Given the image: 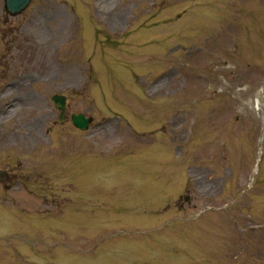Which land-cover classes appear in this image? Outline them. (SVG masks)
<instances>
[{
	"label": "rangeland",
	"instance_id": "rangeland-1",
	"mask_svg": "<svg viewBox=\"0 0 264 264\" xmlns=\"http://www.w3.org/2000/svg\"><path fill=\"white\" fill-rule=\"evenodd\" d=\"M55 1L57 0H34L31 2L29 8L24 11L23 14L16 17L19 23H24L28 18L29 25L26 29L29 36L28 38L33 43V45H31L33 54L27 51H25V53L23 52L22 55L18 53V69L13 70L14 74L12 75L8 76V73H6L4 76H1L0 83L4 79H7L9 77L12 78L13 76H17L25 72L26 74H28V76L33 75L34 77H37L40 73H44V77L53 85L51 86L49 84H45L48 85L49 88L43 91V95H41L40 93V95L37 96L34 95L32 91V88H34L37 92L39 91L37 84H34L33 86L25 84L24 82L19 84L21 82L20 80H23V78H18V82L20 81L19 83L12 84L10 85V87L4 90L5 92L4 94H2V98L0 99V128L2 129V131L0 130V168H4L5 165H9L10 169L22 167L23 172H26L28 169H34L38 172L39 175H41L40 177L42 178L43 187H40L37 184H34L33 186L30 183L27 188H36L35 190H38L39 192L41 191L43 194H48L54 191L55 194L57 192L59 194V198H61V196H65V193H62V190H65L63 188L64 183H62L64 177L63 175L65 174L67 169L72 171V162L74 161L73 156L68 157V154L77 152V150L79 149V135H75L73 129L70 127V125H68L69 123L67 122V126L59 130V139L53 138L50 139V141L47 139L45 133H47L48 127L52 124V118L54 116V113L56 114V112H54V110L52 109V104L46 99H48L53 92H64L71 100V109L69 108L70 111H76L77 109L87 110V104L85 103L84 98L78 95L79 89H75H77L76 86H79L81 84L82 77H86L84 72L81 73L80 71H82L81 67H83V61L86 60L87 56L89 55H86V53H90V48L88 49V44L86 42L84 43V40L80 39L79 35L77 34H82V36L87 39L89 45L90 38L88 35L85 36V33L81 30V28H79L80 24H83V21H79V16H83V12H85L84 8L81 9V5L79 4V2L77 1L76 3V9H78L82 15H80L79 13V16L75 15V20H73L74 22L72 23L70 21V16H68L63 10L64 5L60 6L59 4H55ZM114 1L115 0H100L98 5L101 7V9L106 10L107 7L113 5ZM169 1H171V3L173 4H176L178 0H129L128 3H123H126L125 7L122 4L123 7H121L119 11L124 12L126 14L124 15L127 16L128 10H131V7H133V13L136 15L139 13L150 15L156 12L158 9L164 7V5L169 3ZM179 1L183 2L185 0ZM61 2L63 1L61 0ZM214 3L217 4L216 8L218 9V11L211 9L213 8ZM246 3H249L251 7H254V10L249 11V16H244L240 11L242 15L240 14V16L237 18L239 23H242V29L240 33H242V37H244L243 43L246 42L247 36H245V34L250 29L249 20H251L252 30L255 35L264 38V32L261 29V27L264 26V0H261L259 5L258 3L247 1ZM183 5H180L179 8ZM58 6L60 7L58 8ZM243 7H245V5H243ZM226 8L227 0H217L216 2L210 0L208 3H206V7L203 5H199L194 9L193 7H191V9L194 10L192 14L191 12L189 13L191 14L190 17L192 18H187L179 21H168L171 16H161L162 21L159 22L160 16H156L147 22L148 27H142L136 32L134 30H131V32L127 35L130 37V42H128V40L125 44H122L119 47H122L124 45L127 51L131 50L135 53L131 59L129 58L128 61L130 62H133L135 57H153L156 52L162 50L166 43L172 44L176 42V39H187L188 36L185 34V32L189 33L187 24H202L200 25V27L204 24L211 25L213 23L212 16H221L220 19H222L223 16H229V14L224 13ZM5 13L6 12L3 7V0H0V16H5ZM83 19L84 17L81 18V20ZM76 21L77 24L75 26ZM89 21L90 23L94 24L98 22L101 23V21H96V17L94 16L93 18H89ZM88 23L89 22L87 21V24ZM86 30L88 31V29ZM72 33H74V35H77L78 41L76 39L73 42L74 36H71ZM92 33L94 34V30L92 31ZM93 34L92 37L94 36ZM143 41L147 42L142 48L144 49V52H142L139 45ZM35 42L42 43L43 47L40 49H36L34 47ZM208 42L210 43L209 40L206 43ZM70 43L75 45H71ZM256 43L257 42H253L249 46V49L244 51L249 54V57H251L252 54L256 53ZM107 48L114 50L113 46H108ZM218 49L222 53V58L220 61H224L225 59H227L229 61L228 63H230V61H232L233 63H237L240 60V52L242 48L237 44L231 45V47L229 48L226 45L221 46V42L219 41ZM223 55H226V58H224L225 56ZM37 57H42L43 60H40ZM51 57H53L54 59H52ZM55 58L58 61L66 60V64H69L70 62H72V64L70 67L63 68L58 71L55 64L58 61H56ZM75 61L80 62L76 65ZM157 61L159 60L156 58H152L147 62V64L148 66H150ZM111 62L112 61H101L100 68H102L104 71V68L110 65ZM137 70L138 68L130 70L124 69V67L122 66L118 68V71L122 73L123 76L126 77V79L127 76H129L130 78H134L133 73H137ZM258 76H264L263 71L252 73L249 78H257ZM221 87L223 89L226 88L224 86ZM97 91L99 93H103L107 98L105 100H102V104L107 109L121 110L118 106V100L116 99L115 94L113 93V91L112 93L109 91V87L106 82H103V85H101L100 88L97 87ZM31 93L33 94L32 96ZM12 95L23 96V102H21L20 105L17 104L15 109L12 108V111L10 113L4 114L1 110L4 107L5 102L9 98H11ZM250 96L252 97L254 95ZM246 102V99H243V103L245 104ZM76 103L79 104L76 105ZM231 108H233V105L229 109ZM28 110L32 113H28ZM241 111V106H236L235 114L230 115L231 111H226L224 109L217 116H215L214 119L217 120L224 118V121L227 124L225 133L223 136L217 135V128L211 131L209 137L210 140L213 141L212 144L214 145L204 147L203 149H197V152L199 153L201 159L195 164L199 167L193 169L197 172L192 170L194 173L193 175L196 176L199 172L200 176L203 177V182H201L199 179V183H196L195 187L199 190L206 191L204 199L202 201L199 200L198 203L192 202V204H197L198 207L202 205V202L206 203V201L217 206H220L223 203H229L230 208H228L226 212V218L229 217V222L225 218H219L221 216L210 213L208 215H211V218H209L208 215H205L204 217L208 216L209 218H207V222H204V224H201L196 228H187L186 226L190 224L178 222L179 225L174 224V227H172L171 229H168V227H159L151 232H146L143 229H140L144 227L147 228L146 224L148 223V221L146 219L145 225L143 223H138L134 225V227L139 228H135L131 231H126L125 233L121 232L120 234H116L117 229L99 226L96 221L99 222L102 220L105 225H108V223L110 225H113L112 218L115 217V221L117 223L118 217L122 216V212L116 211V214V212H111L112 210L109 209H107L106 213L104 214H101L99 210L93 213L89 212L88 210L87 212H85V206L89 204L85 205L82 204V201H79L78 207L80 209V212L71 211L69 213L71 219L68 221H62L63 224H66L64 227L66 228V234L69 242L74 246L75 242L78 241L80 237H83L82 233H80L79 230L83 227L84 224L90 223V226H88V230H86L87 232L92 231L91 233H96L100 231V234L105 235L101 236V238L92 237L91 239H93L94 241L104 240L106 241V245L112 246L113 250L115 247L122 248L121 251L117 252L120 256H123L125 258L130 257L131 259L129 258V264L137 263L136 260H132V257L135 258L136 253L132 250H126V248H129L130 244H135V246L141 250L142 255L146 253V258H142L144 259V263L140 260L138 262L139 264H172L175 262L190 260L193 255L195 256V259H199V257L204 258L203 256H205L207 258L213 259L211 261L213 264H221L220 260L223 259L224 256L226 257L227 261L228 258L233 255V253L231 254V252L233 251V246L237 241L240 242L237 245L239 247V258H243L245 260L250 259L249 261H251L254 258L255 253L264 258V249H262L264 248V228L262 227L264 226V140L263 142L257 140L259 136L262 137V135H259L261 127L260 121L257 124L255 122L252 123V125L256 127L255 130L250 129V121L246 118L245 115L241 114ZM260 117L264 118V116L262 115H260ZM142 120L146 124L150 123L147 118H142ZM237 123L239 124V126ZM19 125H25L27 127V132L19 137L14 136L12 140V136L8 135V133H10L9 131H11V126L19 127ZM232 126H235L239 131V142L237 138L233 142L229 141L230 139H233L232 135L234 132L231 131ZM262 126L264 128V123L262 124ZM249 130L250 133L248 132ZM235 134L237 136L236 130ZM117 135L114 133L113 129L108 128L104 132L95 133L94 138L96 137L95 139L98 140L100 147H103L106 143L109 142V148H111L112 145H115L113 149L120 150V147L123 143V147H126V140L124 142L119 141L122 136L121 134ZM5 136L7 137V139L11 140V142L8 141ZM2 137H5V139H1ZM160 142V140H157L154 145L158 147ZM222 142H225V144L227 145L225 149L223 145L221 146ZM220 146L223 150L222 154L225 156V158L219 153ZM151 149L152 148L144 150L143 155L145 158H148L149 161H153V163H151L152 166H157V168H159L161 167V160L160 158H158L160 156H158L156 149H152V151ZM217 154H220L221 157H216ZM259 157L261 160L258 164L259 169L256 173L255 169H253V165L254 163H256L255 158ZM77 162L78 165L76 166V171L79 172L82 158L78 157ZM166 169L168 171V174L172 173V170H170L169 167H166ZM126 172L129 173L130 171ZM57 173L60 174L62 178L58 181V178L55 175L56 179L50 180V178L53 179L54 174ZM111 174V169H109L108 172L105 173L104 177L107 178L108 176H111ZM172 174L167 175L166 177L169 178L171 176V180H175V183L172 185L173 189H166L162 194H158L156 198L154 197L155 204L158 200H160L159 203H161L160 208L157 207L155 209V211L158 210L155 216L156 220L160 219L161 217H163V219H166L167 216H171L174 214H194L195 210L197 209L192 208L193 206L190 202L184 203L182 200H179V194H188L187 192H185V190H189V192L193 194L195 190L193 188L194 185H190L188 187V182H185V176H183V174ZM104 177L103 179L99 178L97 180L96 190H98L99 194L116 192V195L119 196H113L112 201H114V199H117V201H119L120 199L128 198L129 196H131V194L134 193L133 191L130 193V190L131 188H135L136 180H123L121 183L120 181L116 183L115 181H109L112 179H105ZM92 187L93 186L87 185L86 188H82L88 193L89 189H91ZM147 188H149V186L146 187V189ZM94 192L95 191H93V193ZM172 192L175 196L171 199L170 210L165 213L166 211L162 210H164V207L167 204L165 201V199L167 198L166 195L167 193L171 194ZM90 197L93 198L94 196H86V198ZM140 199V196H132V200L134 201H140ZM125 203L127 204V202ZM38 204H41L40 201H38ZM47 205L51 211H55V205ZM145 206H149L146 208L147 210L155 207V205L153 204V200L149 201V203ZM73 207V205H67L64 212L67 213L68 211L72 210ZM96 207L97 206H94V208ZM145 210L139 213V210L137 209L134 212V215H132L131 220L134 221L135 218H137L140 214L146 216L148 212H145ZM160 211L166 215H160ZM97 217L99 218V220L96 219ZM67 219L68 214L66 216V220ZM79 219L82 220L79 221ZM197 220H200V218ZM49 222L52 221H48L47 223ZM75 223H78L79 230L76 228V225H74ZM232 223L235 226L239 225L241 229L247 227V235L245 238H242L241 240L239 239L236 230L237 227L234 229V225ZM31 224H35L34 220H31ZM158 224H162V222H159ZM57 225H59V223H57ZM256 225H261V227L254 231H250V226ZM1 226L2 225L0 221V239L5 241L4 238H7L9 236V233L6 235V232L2 231L5 228L1 230ZM129 228L133 229V227ZM91 233L84 236L89 237L92 235ZM55 237L59 238L57 235H55ZM73 237L75 238L72 239ZM192 239L194 241L193 245L190 243ZM175 241L177 242L175 249L182 251L181 256L175 255L174 251L170 248L166 249ZM165 243L166 248H164ZM67 244H63V247H56L59 258L67 260L69 264L77 263L73 257V255L78 253L77 246L75 245V250L71 252L69 251ZM127 251L130 253V255L127 254ZM205 252L210 253L206 254ZM167 260H169L170 263ZM195 262L196 261H194L193 263ZM93 264L122 263L120 261L111 259L110 257H106L105 260H93Z\"/></svg>",
	"mask_w": 264,
	"mask_h": 264
},
{
	"label": "bare ground",
	"instance_id": "bare-ground-1",
	"mask_svg": "<svg viewBox=\"0 0 264 264\" xmlns=\"http://www.w3.org/2000/svg\"><path fill=\"white\" fill-rule=\"evenodd\" d=\"M14 104V102L13 101H9L8 103H7V105L5 106V110H8V108L11 106V105H13Z\"/></svg>",
	"mask_w": 264,
	"mask_h": 264
},
{
	"label": "water",
	"instance_id": "water-1",
	"mask_svg": "<svg viewBox=\"0 0 264 264\" xmlns=\"http://www.w3.org/2000/svg\"><path fill=\"white\" fill-rule=\"evenodd\" d=\"M22 1H24V0H22ZM11 6H13V7H16L14 3H12V5H11ZM13 9H14V8H13Z\"/></svg>",
	"mask_w": 264,
	"mask_h": 264
}]
</instances>
